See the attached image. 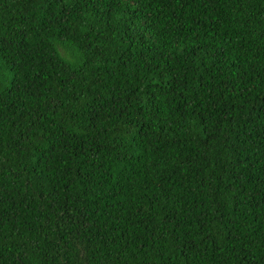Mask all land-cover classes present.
<instances>
[{
	"label": "trees",
	"instance_id": "trees-1",
	"mask_svg": "<svg viewBox=\"0 0 264 264\" xmlns=\"http://www.w3.org/2000/svg\"><path fill=\"white\" fill-rule=\"evenodd\" d=\"M0 264H264V0H0Z\"/></svg>",
	"mask_w": 264,
	"mask_h": 264
}]
</instances>
